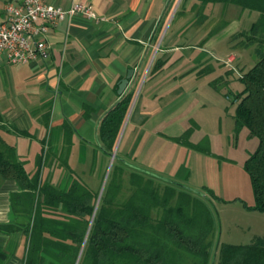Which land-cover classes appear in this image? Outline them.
<instances>
[{"label": "crops", "instance_id": "obj_1", "mask_svg": "<svg viewBox=\"0 0 264 264\" xmlns=\"http://www.w3.org/2000/svg\"><path fill=\"white\" fill-rule=\"evenodd\" d=\"M45 1L62 8L92 4L96 19L76 15L52 29L46 61L0 62V137L16 150L26 171L36 174L42 157V181L60 186L67 176L62 161L80 180L100 176L103 182L106 176L107 184L113 165H122L126 180L131 171L141 170L218 197L208 184L214 166L211 152H198L174 139L192 129V142L203 104L216 100L223 106L219 85L229 87L240 80L235 73L227 75L223 61L233 56L240 75L256 63L251 50L233 47L231 39L249 30L260 13L246 30L234 25L236 16L214 33L212 8L226 15L235 5L210 4L199 22L192 9L178 11L183 1L188 9L194 0ZM19 2L0 0V25L6 20V5ZM159 61L163 67L155 72ZM130 70L136 76L123 95L133 94V101L110 155L103 150L99 128L121 100L119 86ZM17 192L15 181L0 178V225L15 222L11 198ZM255 212L256 223H264V214ZM260 235L250 244L264 240V233ZM26 249L23 233L0 232V264H24Z\"/></svg>", "mask_w": 264, "mask_h": 264}, {"label": "trees", "instance_id": "obj_2", "mask_svg": "<svg viewBox=\"0 0 264 264\" xmlns=\"http://www.w3.org/2000/svg\"><path fill=\"white\" fill-rule=\"evenodd\" d=\"M194 1L192 11L199 22L210 4L260 13L231 43L251 49L257 59L240 77L244 90L237 95L234 119L237 130L246 128L259 139L245 169L255 197L249 209L264 214V0ZM162 67L159 61L154 71ZM132 101L133 94L123 95L102 119L99 135L107 154L114 153ZM192 132L174 140L209 154L207 141L190 142ZM60 162L67 172L61 185L42 181V157L36 174L30 175L16 150L0 137V178L13 180L20 188L11 198L15 222L0 225V232L23 233L24 264H264L262 239L248 245L218 244L213 251L215 220L207 201L209 195L215 196L212 191L195 193L141 170L131 171L126 180V168L113 165L99 199L100 192Z\"/></svg>", "mask_w": 264, "mask_h": 264}, {"label": "rangeland", "instance_id": "obj_3", "mask_svg": "<svg viewBox=\"0 0 264 264\" xmlns=\"http://www.w3.org/2000/svg\"><path fill=\"white\" fill-rule=\"evenodd\" d=\"M192 7L191 4L186 9L183 1L178 11L184 13L187 10L191 11ZM229 9L231 10H227L225 15L219 8H212L211 22H209L214 31L218 32L225 25V20L233 21L236 16L240 17L239 21L234 22V25L246 30L259 16L258 12L245 11L243 14L242 9L237 6H230ZM233 54L236 55V52ZM247 57L248 52L245 54L246 60ZM231 58L233 56L223 61L228 65L227 75L231 76L232 73H235L239 77L241 75L238 65H235L233 61V63L227 62ZM219 86L222 92L221 101H224L223 106L219 105L216 100H208L203 104V110L197 115L198 129H195L192 135V142L207 141L213 157L214 166L208 184L218 197H209L207 201L216 224L217 242L246 245L264 233V223H256L255 215L257 213L248 209L249 206H254L255 197L250 176L245 169L246 161L259 146V139L251 136L246 128L237 130L234 119H232L238 104L237 91L244 88L243 83L237 80L233 81L229 87L225 83ZM152 175L159 177L156 173H152ZM81 178L95 192H99L100 188L102 190L103 186L105 189L106 176L102 179L103 182H101L100 176L87 175L86 177L81 176ZM177 182L181 184V182ZM217 242H214L213 251L215 252L219 244Z\"/></svg>", "mask_w": 264, "mask_h": 264}, {"label": "built area", "instance_id": "obj_4", "mask_svg": "<svg viewBox=\"0 0 264 264\" xmlns=\"http://www.w3.org/2000/svg\"><path fill=\"white\" fill-rule=\"evenodd\" d=\"M6 20L0 25V62L29 64L50 58L48 35L67 18L83 15L96 19L92 4L75 3L55 7L45 0H20L5 7ZM233 58L227 61L232 63Z\"/></svg>", "mask_w": 264, "mask_h": 264}, {"label": "water", "instance_id": "obj_5", "mask_svg": "<svg viewBox=\"0 0 264 264\" xmlns=\"http://www.w3.org/2000/svg\"><path fill=\"white\" fill-rule=\"evenodd\" d=\"M135 76H136V71H135V70H130V71L128 72L127 77H126L124 80H122V82H121V84H120V86H119V91H118V93H119L120 95H123V94H124V92H125L126 89L128 88V85H129V83H130V80L133 79V78H135ZM113 157H115V155H113ZM163 180L167 181L166 179H163ZM105 182H106V181H105ZM168 182H171V181H168ZM178 185H180V184H178ZM180 186H182V187H184V188H187V189H189V190H191V191H193V192H195V193H200V192L197 191V190L190 189V188L185 187V186H183V185H180ZM103 189H104V186H103ZM103 189L101 190V193H100L99 199H100V197H101V195H102V191H103Z\"/></svg>", "mask_w": 264, "mask_h": 264}]
</instances>
